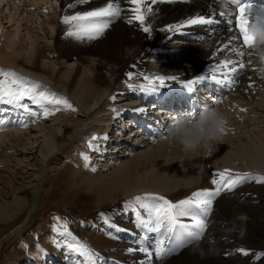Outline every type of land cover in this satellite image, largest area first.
I'll use <instances>...</instances> for the list:
<instances>
[{
	"label": "bare ground",
	"instance_id": "6f19581e",
	"mask_svg": "<svg viewBox=\"0 0 264 264\" xmlns=\"http://www.w3.org/2000/svg\"><path fill=\"white\" fill-rule=\"evenodd\" d=\"M106 2L89 0L86 5L68 8L74 0H0V70L14 67L28 78L29 83L39 82V90L47 86L48 90L66 97L72 104V109L61 106L54 114L44 116L40 106L31 107V100L26 97L21 101L26 108L0 102V119L7 121L0 125V156L6 159L12 156L8 153L12 154L14 146L15 151L21 153L23 149L27 150V155L35 156L36 161L31 165L36 169L52 170L60 155L58 142L66 132L69 120L74 128L69 140L80 157V168L72 172L71 183L80 179L95 196L97 206L105 204L112 208L117 199L134 194H167L197 186H202V190L214 189L212 179L225 168L233 174L264 175V76L258 73L264 58L256 55L240 58L225 49L223 46L229 44L233 33L224 23L189 26L176 32L167 30L168 25L196 14H218L223 10L222 5L217 0H158L150 18L151 35L145 33L138 22L129 24L122 16L97 39H80L82 43L74 47L62 42L65 38L61 36L60 25L64 15L93 10ZM249 2L258 3L259 0ZM121 7L130 9L132 5L122 0ZM229 10L234 11L235 6H230ZM171 36L175 38L169 40ZM86 39L88 43L84 42ZM240 43H243L242 39ZM217 48L221 51H216ZM226 59H243L246 64L232 88L211 79L212 66ZM128 72L134 73L131 79L126 75ZM137 73L175 76L177 79L166 80L157 92L146 93L128 88L129 83L148 84L144 76ZM215 75L222 78V72ZM198 76L208 79L192 85V91L182 87ZM56 77L55 83L61 91L53 83ZM154 82L159 87V82ZM202 105L221 106L229 115L230 131L218 150L186 160L175 145L160 138L176 115L198 113ZM45 106L50 110L54 107ZM136 108L145 110L133 111ZM35 127L41 130L40 137L34 135ZM93 136L106 139L93 140ZM30 139L35 142L32 148L27 147L28 142L32 144ZM81 154H86L89 159L85 160ZM14 167L6 168L9 175L14 174ZM84 175H88L87 178ZM39 180L27 220L49 178L45 174ZM247 188L261 193L258 188L264 190V185L252 184ZM247 190L235 192L236 195L224 191L214 199L213 209L206 218V225L212 229L208 237L205 234L188 244V239L181 236L168 244L171 251L162 259H157L153 253L150 264H203L199 255L209 245L214 247V264H230L234 253H229L225 247L218 251V243L220 246L227 243L223 244L220 238L225 228L219 227L216 221L223 223L222 217L228 214L238 221L239 228L249 229L246 218L255 198ZM24 201L14 193L11 200L0 203V220L14 216ZM116 212L115 222L121 226L119 237H128L119 244L125 251L133 249L129 261L149 264L146 253L139 249L147 247L153 251L158 234L145 233L137 226V220L134 228L125 229L126 214L118 208ZM140 215L147 218L144 211H140ZM182 219L185 223L191 220L190 217ZM212 233L216 237L211 243L209 236ZM4 241L0 242V247ZM175 249L180 251L176 257Z\"/></svg>",
	"mask_w": 264,
	"mask_h": 264
},
{
	"label": "rangeland",
	"instance_id": "374dc122",
	"mask_svg": "<svg viewBox=\"0 0 264 264\" xmlns=\"http://www.w3.org/2000/svg\"><path fill=\"white\" fill-rule=\"evenodd\" d=\"M68 30L69 26L62 23L61 19V36L65 38V41L62 42H66L73 47L81 44L82 40L66 35ZM174 38L175 36H171L169 40H173ZM84 42L88 43L89 40L86 39ZM5 70L15 71L19 74L14 67H7ZM0 77L4 79L3 75ZM57 79L56 77L53 83L61 91V87L55 83ZM26 99L29 98L26 97ZM29 103L32 104L31 107H37L36 104ZM66 123V132L58 142L60 143V155L56 166L52 170L46 171L44 169L42 172V170L36 169L31 165L36 161L35 156L31 153L27 155V150L19 148L23 151L21 154L19 150L15 151L16 147L14 146L12 154L11 152L8 153L12 156H9L7 159L0 156L3 157L0 158V203L5 200H11L14 193H18V195L25 199L20 208L16 210L14 216L0 220V238L23 222L28 210L31 209V204H33L34 189L39 184L40 177L43 175L45 177L46 174L49 180L52 179V181L48 180V183H45L46 189L37 199L29 219L25 221L26 223L21 226L18 232L3 242L0 247V264H90L86 257L69 250L68 245H74L77 242L83 243L95 251L97 254L95 264H137L135 261H129L131 253L125 251L119 244L120 241H127L128 237H119L121 235V226L115 222L116 208L121 209L127 216L125 218L127 222L125 229L134 228L137 220L136 208L138 205H135L133 198L149 193L119 198L115 201L114 208L105 204L97 206L95 196L89 192L87 185L81 183L80 179L75 184L71 183L72 172H76L80 168V157L75 154L73 150L75 147L69 140L70 133L74 131L72 123L69 120ZM257 127L259 129V126ZM34 129V135L40 137L42 134L41 130L39 131V128L36 127ZM31 142L32 144L30 142L27 143V147L32 148L35 142L32 140ZM31 157L33 159H30ZM3 159L5 161H2ZM26 162L30 164L26 165ZM12 166H15L13 168L15 172L9 175L6 168H12ZM82 166L86 167V165ZM84 176L87 178L88 175ZM78 178H81L79 173ZM252 184H256V186L264 185V183H257L255 179H248L231 190V192L235 195L237 192L242 193ZM198 190H202V186L167 194L155 193V195L164 196L169 201L175 203L190 197L193 192ZM258 190L261 193L253 189L247 190L255 198L254 205L249 206L251 208L246 218L249 229L244 230L243 228H239L238 221L228 214L226 217H222L223 223L216 221L219 227L223 226L225 228L220 233V238L223 239V244L227 243L224 246H220L221 243H218V248H220L218 251L225 247V250H230L229 253H234L230 257L232 259L230 264H264V190L260 188ZM130 202L134 206H130ZM140 211H143V209ZM65 220L67 221L68 232L71 233V236L64 233ZM188 223H191V220ZM208 226H206L204 234L200 239L205 234L208 237V234L210 235L212 232V229L208 228ZM209 237V241L212 243L214 241L213 237H216V235L212 233ZM192 241L188 244H191ZM179 252L178 249H175V257ZM214 254V247L209 245L201 251L199 255L200 262L203 264H214L212 262Z\"/></svg>",
	"mask_w": 264,
	"mask_h": 264
},
{
	"label": "snow or ice",
	"instance_id": "6c2138e0",
	"mask_svg": "<svg viewBox=\"0 0 264 264\" xmlns=\"http://www.w3.org/2000/svg\"><path fill=\"white\" fill-rule=\"evenodd\" d=\"M126 2L132 5L130 9L121 7L122 0H107L102 7L64 15L62 23L69 26L66 35L77 39H97L103 36L105 30L122 16L129 24L138 22L140 28L151 35L150 18L154 15L153 5L157 4L158 0H126ZM88 3L89 0H74V3L68 4V8H74L77 4L86 5ZM217 3H220L223 7V10L219 11L218 14H196L177 24L168 25L167 30L176 32L189 26H212L224 23L227 30L233 34L230 35L229 44H225L223 47L240 58L256 55L254 49L258 33L264 32V19H261V16H264V0H259L258 3L249 2V0H217ZM233 5L235 10H229L230 6ZM241 39L242 44L240 43ZM229 45L233 46L229 47ZM216 51H221V49L217 48ZM237 63L239 64L238 67L236 66ZM245 67L246 64L243 59L239 61L221 60L210 69L213 73L211 79L232 88L238 82L239 76ZM225 68L227 71H223ZM218 72H222V78L215 75ZM0 75L4 77L0 80V102L2 103L16 104L26 108L27 105L22 104L21 101L28 97L32 103L40 106L44 116L54 114L55 111L60 110L61 106L65 109H72V104L66 97L48 90L47 86H44L43 90H39L41 88L39 82L32 81L29 83L28 78L17 74L15 71L0 70ZM126 75L131 79L134 73L128 72ZM136 75L144 76L148 84L133 85L129 83L128 88L146 93L157 92L160 87L165 85L166 80L177 79L175 76L158 74L147 76L144 73H137ZM205 79H208V77L198 76L195 80L185 82L184 87L192 91V85ZM154 81L159 82V87ZM110 98L115 99V97ZM215 103H219V101H215ZM46 104L54 106L53 109L50 110L45 106ZM144 110L143 108L133 109L137 112H143ZM241 111H244V109H241ZM6 122V120L0 119V125ZM22 126L27 125L22 124ZM92 139H106V137L93 136ZM92 146L90 145V147ZM81 155L85 160L89 159L86 154ZM248 179H255L257 183H264V175L254 176L248 172L233 174L232 170L225 168L217 172L212 179L211 183L215 185L214 189L198 190L193 192L190 197L175 203L164 196L150 193L133 198L135 205H138L136 208L137 226L143 229L145 233L158 234L153 251H149L147 247H141L139 251L146 253V259L150 264L153 253L157 259H162L167 252L171 251L168 244L175 242L181 236L187 238L188 242L200 239L207 226L206 218L212 209L214 199L222 192L231 191ZM130 206L134 205L130 202ZM141 209H143L147 218L140 215ZM184 217H190L191 223L183 222L182 218ZM64 233L71 236V233L68 232L66 220L64 221ZM68 248L70 251L86 257L90 264H95L97 254L87 245L77 242L74 245L69 244ZM128 251L131 252L133 249L130 248Z\"/></svg>",
	"mask_w": 264,
	"mask_h": 264
},
{
	"label": "clouds",
	"instance_id": "9594fccd",
	"mask_svg": "<svg viewBox=\"0 0 264 264\" xmlns=\"http://www.w3.org/2000/svg\"><path fill=\"white\" fill-rule=\"evenodd\" d=\"M256 56L264 58V32L258 33L255 44ZM264 76V65L258 68ZM229 115L219 105H202L199 112L176 115L160 138L175 145L182 157L191 160L198 155H210L218 150L229 129Z\"/></svg>",
	"mask_w": 264,
	"mask_h": 264
},
{
	"label": "water",
	"instance_id": "95a60500",
	"mask_svg": "<svg viewBox=\"0 0 264 264\" xmlns=\"http://www.w3.org/2000/svg\"><path fill=\"white\" fill-rule=\"evenodd\" d=\"M26 220H27V218L24 219L23 222H25ZM20 227H21V226H17V227H14L13 229H11L7 234H5L4 236H2V237L0 238V242H1L2 240H4V239H7L8 237H10L12 234H14L16 231H18Z\"/></svg>",
	"mask_w": 264,
	"mask_h": 264
}]
</instances>
